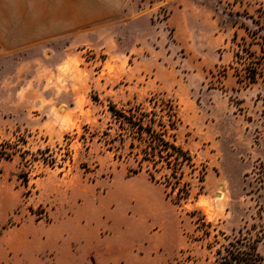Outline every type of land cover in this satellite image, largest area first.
Returning a JSON list of instances; mask_svg holds the SVG:
<instances>
[{"label":"rangeland","instance_id":"rangeland-1","mask_svg":"<svg viewBox=\"0 0 264 264\" xmlns=\"http://www.w3.org/2000/svg\"><path fill=\"white\" fill-rule=\"evenodd\" d=\"M131 10L48 56L0 60V147L18 149L0 160V234L23 227L16 238L48 239L67 213L88 227L99 217L100 236L65 228L104 238L116 264H217L243 238L264 258V79L236 78L245 51L263 55L264 0H133ZM167 104L192 159L178 204L167 170L155 181L139 171L110 110L165 115Z\"/></svg>","mask_w":264,"mask_h":264},{"label":"crops","instance_id":"crops-1","mask_svg":"<svg viewBox=\"0 0 264 264\" xmlns=\"http://www.w3.org/2000/svg\"><path fill=\"white\" fill-rule=\"evenodd\" d=\"M133 0H0V60L7 57L55 53L57 41L71 46L73 33L89 24H119L132 18ZM79 42V41H78ZM48 225V239L16 238L23 227L0 234V264H116L107 253L110 245L77 240L65 226L76 225L82 234L99 232V217L83 226L81 215L64 213ZM50 233V231H49ZM55 233V234H54ZM56 237V238H54ZM94 259V260H93Z\"/></svg>","mask_w":264,"mask_h":264},{"label":"trees","instance_id":"trees-1","mask_svg":"<svg viewBox=\"0 0 264 264\" xmlns=\"http://www.w3.org/2000/svg\"><path fill=\"white\" fill-rule=\"evenodd\" d=\"M243 50V49H242ZM244 52V51H243ZM256 57L254 52L245 51L248 55L245 61H249L244 69V75L236 74L237 82L243 83L245 87L254 85L258 79H264V52ZM235 57L242 60L240 53ZM256 60V62L254 61ZM260 60H263L260 63ZM168 105L165 115H158L156 112H141L140 108L128 110V115L124 111H116L110 107L115 123L118 124L119 133L117 138L121 144L127 143L131 153L135 151L138 156L137 166L139 171L146 167V172L152 181H155L154 173L161 172V178L165 181V187H170L171 193L176 190L175 204L181 199H186L189 195L187 184H181L183 175L182 168L191 166V157L188 152L176 144L175 131L179 124L177 112ZM18 151L16 145H8L2 149L0 147V160L11 161ZM45 161V160H44ZM151 169L152 171H149ZM138 173L134 171V174ZM1 175V172H0ZM202 226L203 223H202ZM258 240L248 242L246 239H233L227 246L216 252L217 264H264V258L257 252Z\"/></svg>","mask_w":264,"mask_h":264}]
</instances>
